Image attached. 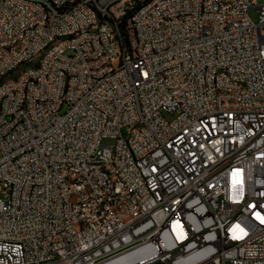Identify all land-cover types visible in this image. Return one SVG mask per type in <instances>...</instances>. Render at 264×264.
<instances>
[{"label": "built area", "instance_id": "2783aa9c", "mask_svg": "<svg viewBox=\"0 0 264 264\" xmlns=\"http://www.w3.org/2000/svg\"><path fill=\"white\" fill-rule=\"evenodd\" d=\"M252 4L0 0V74L83 27L0 85V264H264Z\"/></svg>", "mask_w": 264, "mask_h": 264}, {"label": "bare ground", "instance_id": "6f19581e", "mask_svg": "<svg viewBox=\"0 0 264 264\" xmlns=\"http://www.w3.org/2000/svg\"><path fill=\"white\" fill-rule=\"evenodd\" d=\"M173 19H181V12H173ZM83 34V27H74L71 32L58 33L57 36H51L44 46L39 48L38 52H32L31 58H25V56H17L8 65L3 68V73L0 74V85H7L9 77L3 80V77L11 72L17 65L30 61L33 57L39 55L37 62H41L47 56H51L57 46L66 42H71L72 39L79 38ZM89 34H96V27H89ZM7 50H15V43H7ZM112 63H119V55H112ZM36 70V64L32 67H28L23 71ZM20 77V74L17 76ZM17 77H10V80H17ZM1 115V106H0ZM90 164H93L94 169H102V159L97 157H90ZM81 186L84 189H91V180L88 178H81ZM131 215V208H119V217H127Z\"/></svg>", "mask_w": 264, "mask_h": 264}, {"label": "rangeland", "instance_id": "374dc122", "mask_svg": "<svg viewBox=\"0 0 264 264\" xmlns=\"http://www.w3.org/2000/svg\"><path fill=\"white\" fill-rule=\"evenodd\" d=\"M255 4H252L249 6L248 8V15L250 16V18L252 19L253 22L257 23L258 22V8L257 5L260 3H263L264 0H254ZM41 56V53L35 57H33L30 61H26L23 62L19 65H17L11 72H9L8 74H6L3 77V80H5L7 77H17L20 74V69L21 71H23L24 69L28 68V67H32L36 64V62L38 61L39 57Z\"/></svg>", "mask_w": 264, "mask_h": 264}]
</instances>
